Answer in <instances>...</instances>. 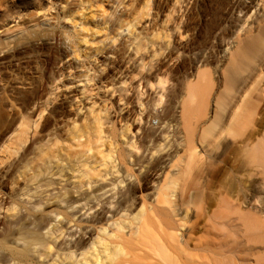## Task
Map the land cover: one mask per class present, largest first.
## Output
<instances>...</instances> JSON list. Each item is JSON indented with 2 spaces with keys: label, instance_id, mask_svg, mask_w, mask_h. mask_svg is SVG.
Instances as JSON below:
<instances>
[{
  "label": "bare ground",
  "instance_id": "bare-ground-1",
  "mask_svg": "<svg viewBox=\"0 0 264 264\" xmlns=\"http://www.w3.org/2000/svg\"><path fill=\"white\" fill-rule=\"evenodd\" d=\"M129 1L127 8L132 0ZM104 2L0 0V55L9 47L24 53L25 48L41 43L56 45L59 40L56 32L60 28L66 29L64 34L68 41L80 37L86 44L94 43L110 28L116 31L112 40L121 35L122 27L130 32L136 26L134 20L123 19V2ZM103 4H107L108 10H102ZM83 11H91L94 26L90 22L77 26ZM104 43L105 39L97 41L89 61L78 63L76 69L88 72L92 67L90 63L97 57L107 56L103 51ZM68 51L72 52L68 43H64V52ZM54 53L56 51L52 55ZM82 53L85 58L88 56L87 52ZM236 56L239 59L235 60L223 86L224 95L216 97L215 110L205 126L200 125L198 119L207 98L198 101L196 111H191L190 105L197 100L198 92L213 88V84L201 74L186 84L184 96L175 107V126L181 135L178 144L183 153L176 159L175 175L159 187H149L153 190L149 197L144 195L148 174L142 178L132 174L141 162L138 146L132 137H127L134 123L124 124L117 130L108 122L110 116L101 114L100 109L98 112L107 121L93 114L95 103L90 102L87 83L80 85L88 76L84 74L83 79L75 74L72 78L67 73L73 70L67 72L65 68L71 86H62L64 90L58 85L60 80L53 79L42 101L43 104L51 100L60 103V107L49 114L51 120L42 111L41 96L31 91L35 93L30 100L33 107L16 118L18 121L13 123L0 151L12 156V163H6L14 179L11 181L9 176L10 181L17 185L20 181L25 183L21 197L25 196L27 201L22 199V204L32 217H24L21 208L7 204L5 195L0 194V234L3 236L0 264H264V135L254 143L253 135L247 131L251 120L248 113L253 104L246 99L254 89L263 94L264 89L259 85L263 69L253 76L248 64L264 58V27L238 47ZM245 59H248L246 64L242 62ZM154 87L162 91L164 82L159 79ZM61 89L75 101L81 96L83 103L75 109V117L68 118L62 125L59 119L65 102L61 101L66 95L60 94ZM229 94L237 97V103L220 125L221 113L230 106ZM28 97L23 98V102L29 100ZM157 101L159 105L162 95H158ZM138 102L142 106L140 100ZM28 104L23 107L29 108L30 102ZM85 112L88 120L83 116ZM78 115L84 117L80 126L76 123ZM218 140L228 142L222 145L225 149L221 162L229 166L236 186L217 193H211V187H180ZM157 147L160 151L162 146ZM157 151L149 153V160ZM155 167L156 163H149V168ZM124 175L135 179L122 191L119 187L123 181L119 178ZM12 184L9 190H13L15 184ZM258 194H262V198L257 197ZM32 198L36 199L33 205L27 206ZM84 217L87 220H83ZM73 227L79 232L67 234ZM77 233V238L71 242ZM65 237L69 240L63 241Z\"/></svg>",
  "mask_w": 264,
  "mask_h": 264
},
{
  "label": "rangeland",
  "instance_id": "rangeland-1",
  "mask_svg": "<svg viewBox=\"0 0 264 264\" xmlns=\"http://www.w3.org/2000/svg\"><path fill=\"white\" fill-rule=\"evenodd\" d=\"M110 1L112 0H105L104 3ZM115 1L123 2L122 5L125 7L123 19L126 22L134 20L137 24L130 29V32L123 30L126 28L125 26L122 27L121 35L112 40L110 38L116 34L113 28H110L105 34H100L94 43L86 44L79 40L80 37H72L68 41L64 34L66 29L60 28L56 32L59 39L56 45L41 43L35 46L37 49L35 47H27L28 50L25 48L24 50L27 52L24 51V53L11 47L3 49L0 55V150H2L1 145L4 140L9 136L13 123L15 124L33 107L30 100L35 93H38L41 96V102H44L43 97L46 98L53 79L60 80L58 85L64 90V85L71 86V79L67 78V74H70L72 78L75 74V77L85 74L88 77L85 76L86 80H83L85 82L80 85L83 86L87 83L86 88L90 90V102L95 103L93 114L95 116L97 114L99 117L101 114L110 116L108 122L114 124L117 130L124 124L134 123L130 131L132 133L128 132V136H126L132 137V141L138 146V156L141 158V162L135 167L132 174L139 178L148 174V181L144 186L148 188L144 195L149 197L153 192L149 187H159L167 182L168 178L175 175L176 159L183 153L182 147L178 144L181 135L175 126V107L184 96L186 84L193 82L200 74L204 76V79H210L213 84V88L198 92L197 100L190 105L191 111H196L198 101L203 97L207 98L204 112L198 119L200 125L205 126L215 110L216 97L224 95L223 86L230 71L233 70L235 60L239 59L236 56L238 47L249 37L256 36L260 27H264V0H132L129 8L126 7L129 0ZM102 8L103 11L108 10L107 4H103ZM91 11L81 12L82 16L79 17L77 26H82L83 22H90L94 26L95 19L90 17ZM104 39L103 51L108 55L97 57L95 62L90 63L92 67L88 72L76 69L78 63L88 60L92 56L91 53L97 47L96 42ZM64 43H68L72 52H64ZM53 51H56L58 55L54 53L53 56ZM82 52H87L88 56L85 58L82 56L84 55ZM44 56L49 57H46L48 61ZM262 56L259 55V57ZM1 59L3 60L1 61ZM247 61L248 59L242 60L244 64ZM248 66L252 69L253 76L263 69L259 85L264 89V58L257 63L248 64ZM65 68L68 69L67 72L70 69L73 70V73H67ZM85 77L82 78L85 79ZM87 78H89L88 82ZM159 79L164 82L162 91L154 87ZM150 84H153V87ZM62 89L60 94L66 95V99L61 101V103L65 102V107L61 111V120L59 119L60 123L58 122L61 125L75 117V109H79V104L82 103L80 95L75 101L72 97H68L69 94L63 92ZM31 91L35 93L32 94ZM158 95H162L159 105L157 104ZM26 96H29V100L25 99L23 102V98ZM227 96L230 106L228 105L224 114L221 113L220 125L225 122L237 103V97L234 98L233 94ZM248 96L246 99H250L253 105H251V112L248 113L251 115L249 117L251 123L249 122L250 126L247 127V131L251 132L255 143L264 135V90L263 94H258L255 89L251 90ZM138 100L142 106H139ZM26 101L30 102L29 108L23 107V104L29 105ZM43 102L40 104L43 106H41L42 111L46 115L45 117L50 119L51 115L49 114L55 108L60 107V103L53 100L48 104H43ZM103 107L108 111L104 109L102 112ZM99 109L101 114L98 112ZM84 111L85 109L82 112ZM86 114L87 112L83 116H86L85 118L88 120ZM103 115L101 117L106 120ZM83 116L78 115L76 118L79 120L76 121L78 126H80L79 122H82ZM164 135L167 137L166 139L162 138ZM215 143L211 152L204 155L202 160L190 171L189 176L180 183V187H211V193H217L219 190L232 189L236 186V178L229 174V166H225L221 162L225 149L222 145H227L228 142L223 143L218 140ZM158 145L162 146L160 151H157ZM155 151L157 152L149 160V153ZM1 153L0 151V156L2 155L0 157V194L5 195L7 204L17 205L22 209L24 217L31 218L32 213H29L22 204V199H27L25 196L21 197V189L25 188V183L18 182L20 186L12 184L11 181L14 182V179L7 167L10 165L9 163H12V156L5 152ZM241 155L242 152L239 149L238 160ZM149 163H156V167L149 168ZM214 175L216 176L214 177ZM9 176L12 177V180ZM134 179L133 176L126 178L125 175L123 178H119L123 181L119 190L124 191L126 187H130ZM11 184L14 185L11 188L13 190H9ZM262 185L264 187L263 183ZM17 186L18 188H16ZM258 196L262 198V194H258ZM18 197L21 202L18 201ZM35 200V198L30 199L27 206L33 205ZM83 220H87V218L84 217ZM84 225L87 226L86 223H83ZM76 230L78 231L73 227L67 234L75 233ZM77 236L78 233L72 237L71 242ZM66 237L63 241L69 240ZM1 241L3 242L2 235L0 243Z\"/></svg>",
  "mask_w": 264,
  "mask_h": 264
}]
</instances>
